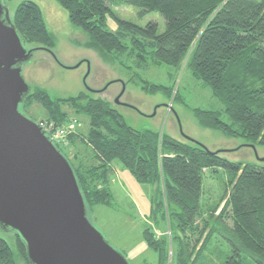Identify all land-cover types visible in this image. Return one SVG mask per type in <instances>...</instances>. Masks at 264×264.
<instances>
[{"label":"trees","instance_id":"obj_1","mask_svg":"<svg viewBox=\"0 0 264 264\" xmlns=\"http://www.w3.org/2000/svg\"><path fill=\"white\" fill-rule=\"evenodd\" d=\"M56 1L69 21L85 32L81 44L103 60L127 67L125 57H133L136 65L150 59L155 65L189 68L224 104L221 111L192 107L199 123L226 136L264 144V0ZM126 4L137 7L139 15L158 11L164 30L159 32L155 21L139 25L119 17L114 7ZM11 20L25 45L52 50L55 37L38 3L21 1ZM131 80L147 93L170 96L173 90L135 75ZM32 102L44 109L42 120L55 125L66 124L71 115L88 117L86 135L73 130L56 144L73 168L88 212L93 206L112 204L108 177L114 159L137 181L157 185L161 198L155 211L169 222L172 255L169 238L150 226L143 228L142 237L157 252L158 264H167L170 258V264L174 260L175 264H264L263 164L231 161L194 140L132 127L107 99L89 91L55 97L36 86L20 105ZM76 140L90 150L88 161L67 155L65 143ZM217 168L226 173V188L209 207L202 199L204 173ZM10 231L14 245L0 235V264H30L24 240ZM217 240L226 248L211 250Z\"/></svg>","mask_w":264,"mask_h":264},{"label":"rangeland","instance_id":"obj_2","mask_svg":"<svg viewBox=\"0 0 264 264\" xmlns=\"http://www.w3.org/2000/svg\"><path fill=\"white\" fill-rule=\"evenodd\" d=\"M21 1L23 0H2L11 19ZM33 1L40 6L47 27L54 34L55 45L52 52L45 48L34 49L30 59L22 63L21 75L31 89L39 86L52 96L68 97L91 88L97 91H89L90 93L107 99L132 127L165 132L182 141L191 138L231 161L258 162L264 165V144L248 141L241 136H226L218 129L204 127L199 123L192 107L221 111L224 104L189 68L178 69L169 64L155 65L150 59L146 64L136 65L133 57H125L127 67L105 61L97 52L81 44L86 39L85 32L69 21L67 11L56 0ZM114 11L119 17L139 25L155 21L159 32L165 28L163 16L158 11L139 15L138 8L130 4L114 7ZM108 25L115 28L111 19L108 20ZM25 46L27 49L36 48L37 44L26 43ZM133 75L172 86V93L170 96L162 91L147 93L131 80ZM121 92L119 102H116L115 99ZM19 109L35 120H41L45 116L44 109L36 102L27 107L20 105ZM222 117L227 120L225 115ZM66 124L74 125V130L81 135L88 132V117L84 113L77 114L76 117L71 115ZM65 144L70 158L77 154V159L89 160L91 153L83 142L76 140L73 144ZM108 180L113 195L112 204L96 205L89 209L91 223L111 246L124 254L129 264H158L157 252L142 237V230L147 226L157 235L169 238V252L172 255L169 222L162 217L160 211H155V205L161 198L157 185L137 181L118 159L112 161ZM226 182L227 176L223 169L206 170L203 202H208L209 207L216 204L226 188ZM152 212L155 213L154 216L151 215ZM0 235L14 245L13 232L4 231L0 227ZM223 246L226 248V243L217 240L209 248L212 250V247L218 249ZM174 247L176 248L175 242ZM170 261L171 258L167 264ZM171 264H175V260Z\"/></svg>","mask_w":264,"mask_h":264},{"label":"water","instance_id":"obj_3","mask_svg":"<svg viewBox=\"0 0 264 264\" xmlns=\"http://www.w3.org/2000/svg\"><path fill=\"white\" fill-rule=\"evenodd\" d=\"M36 48L0 0V227L22 237L30 264H129L89 220L67 157L19 109L31 89L21 65Z\"/></svg>","mask_w":264,"mask_h":264},{"label":"built area","instance_id":"obj_4","mask_svg":"<svg viewBox=\"0 0 264 264\" xmlns=\"http://www.w3.org/2000/svg\"><path fill=\"white\" fill-rule=\"evenodd\" d=\"M39 125L42 127L46 136L56 145L62 144L64 138L74 130V125L66 124V125H55L51 121L47 120H37Z\"/></svg>","mask_w":264,"mask_h":264},{"label":"flooded vegetation","instance_id":"obj_5","mask_svg":"<svg viewBox=\"0 0 264 264\" xmlns=\"http://www.w3.org/2000/svg\"><path fill=\"white\" fill-rule=\"evenodd\" d=\"M21 112H23L22 110H21ZM24 113V112H23ZM25 114V113H24ZM26 115V114H25Z\"/></svg>","mask_w":264,"mask_h":264}]
</instances>
